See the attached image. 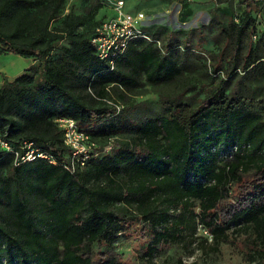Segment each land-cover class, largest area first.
I'll list each match as a JSON object with an SVG mask.
<instances>
[{
    "label": "trees",
    "instance_id": "trees-1",
    "mask_svg": "<svg viewBox=\"0 0 264 264\" xmlns=\"http://www.w3.org/2000/svg\"><path fill=\"white\" fill-rule=\"evenodd\" d=\"M65 1L0 0V51L39 60L0 83V140L11 147L0 143V264H132L114 242L140 222V256L148 261L173 244L215 251L234 241L230 233L249 229L255 244L263 242L264 112L226 92L222 80L195 106L172 103L165 114L129 126L106 99L110 87L179 76L178 46L172 37L161 46L136 38L112 66L92 41L102 20L89 35L79 31L87 19L64 13ZM241 2L246 11L257 7V0ZM254 22L224 28L235 38L233 59ZM62 39L68 44L57 48ZM244 56L245 68L264 63L257 48ZM59 117L75 119L90 139L131 135L117 140L114 152L75 166ZM221 142L237 148L224 162L212 149ZM29 149L36 156L23 160ZM121 203L126 212L116 211ZM200 225L212 235L210 246ZM176 264L197 263L180 256Z\"/></svg>",
    "mask_w": 264,
    "mask_h": 264
},
{
    "label": "rangeland",
    "instance_id": "rangeland-1",
    "mask_svg": "<svg viewBox=\"0 0 264 264\" xmlns=\"http://www.w3.org/2000/svg\"><path fill=\"white\" fill-rule=\"evenodd\" d=\"M119 9L139 16L143 28L162 44L172 37L178 46L180 62L184 65L182 74L161 83H151L142 76L131 89L110 87L106 99L118 105L122 120L129 126L165 114L172 103L184 102L195 106L210 88L222 80L226 92L241 96L254 110L264 112V63L244 67V55L250 49L257 48L264 55V0H257L256 9L251 11L245 10L241 0H66L63 12L84 16L87 20L79 31L89 35L97 20L115 17ZM249 18L255 21L254 26L243 37L239 56L233 59L235 38L228 40L224 28ZM60 24L61 17L52 22V26ZM186 41H189V46ZM62 44H68V40H60L57 48ZM4 48L0 51V83L15 78L31 65L39 64L34 57H25L14 49ZM219 62L222 67L215 72L213 65ZM130 135L131 131H121L111 136L91 134L92 139L88 137L82 141V151L76 154L72 151V162L76 166L82 157L87 160L114 152L117 149L116 141L126 140ZM212 149L221 162L237 151L236 145H224L223 142ZM115 207L118 212L128 209L122 203ZM142 224L140 222L126 233H121L114 242L115 250L132 264H176L180 256L185 261L197 264L264 263V253L260 250L261 246L264 247V241L255 244L252 229L248 230V234L230 233L234 241L220 243L215 251H205L196 244L188 248L173 244L160 249L151 261L144 260L140 256L143 240L135 230ZM198 233L201 238H207L208 246L213 244L212 235L205 227L200 225ZM249 253L255 256L253 261L248 258Z\"/></svg>",
    "mask_w": 264,
    "mask_h": 264
},
{
    "label": "built area",
    "instance_id": "built-area-1",
    "mask_svg": "<svg viewBox=\"0 0 264 264\" xmlns=\"http://www.w3.org/2000/svg\"><path fill=\"white\" fill-rule=\"evenodd\" d=\"M118 15L102 20L95 27V33L92 41L97 46L98 55L100 58L108 60L114 66L115 61L127 50L128 45L133 39L145 38L153 40L161 46V41L154 39L143 28L140 17L134 16L119 9ZM59 127L63 131L65 143L70 146L73 153L76 154L82 151L81 143L89 135L82 130L75 119L71 117H59L56 119ZM1 146L11 149L10 145L3 140H0ZM28 147L31 143H28ZM41 156H47L44 153H39ZM36 156L34 149H29L21 156L23 160L33 159ZM81 163L84 164L86 158L82 157ZM76 171V169H73Z\"/></svg>",
    "mask_w": 264,
    "mask_h": 264
}]
</instances>
